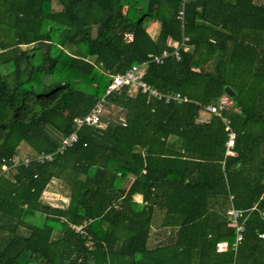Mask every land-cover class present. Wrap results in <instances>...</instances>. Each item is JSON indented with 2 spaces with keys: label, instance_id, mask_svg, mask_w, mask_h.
Returning a JSON list of instances; mask_svg holds the SVG:
<instances>
[{
  "label": "trees",
  "instance_id": "1",
  "mask_svg": "<svg viewBox=\"0 0 264 264\" xmlns=\"http://www.w3.org/2000/svg\"><path fill=\"white\" fill-rule=\"evenodd\" d=\"M56 1L0 0V264H264V0H189L184 21L181 0ZM185 38L177 59L171 42ZM142 64L146 82L190 101L106 95ZM227 86L236 156L220 117L197 122ZM102 99L126 125L103 116L57 152ZM56 178L68 202L44 208ZM156 207L176 239L151 248ZM232 207L244 211L237 247Z\"/></svg>",
  "mask_w": 264,
  "mask_h": 264
},
{
  "label": "built area",
  "instance_id": "2",
  "mask_svg": "<svg viewBox=\"0 0 264 264\" xmlns=\"http://www.w3.org/2000/svg\"><path fill=\"white\" fill-rule=\"evenodd\" d=\"M189 0H181V8L178 12V19L184 21L185 15V6ZM188 38H185L182 43L178 42H171L172 45L176 47L174 51V55L177 59H180L179 48L184 46L188 49L186 44ZM170 53L168 50H165L162 55L154 56L153 59L157 63H162L164 58L169 56ZM146 64L142 65H133L127 71L123 73H117L112 75V81L106 90V95L112 92H119L124 87H129L130 90L132 87H136V91H141L147 94L149 99H157V100H165V102L171 101H179V102H189L190 99L186 95H182L180 92H161L148 82L143 79V75L145 73ZM234 105L233 98L229 96L227 93L222 95L217 101L214 103L208 104L201 110L199 117L197 118V122L199 123H208L212 115H216L220 117L225 124V130L228 133V140L226 143V152L225 155L227 156H236L237 152L235 150V143H236V132L233 130L229 119L226 117L225 112L231 109ZM106 107L104 104V100L102 99L99 101L91 111L84 117H76L74 120L75 123V130L68 136H65L61 141V146L57 152H63L64 149L73 145L79 138H78V130L83 125H91L96 126L99 128H103L105 123L103 122V116L105 113ZM119 121L126 125V118L124 116H120ZM55 153H42L36 156V160L40 162H45L47 160L51 161L54 158ZM31 159L26 157L24 158V163L30 162ZM6 169V166H3ZM243 210H238L232 207L229 211V218L231 221L232 226L236 229V243L237 244L243 239V232L245 229L244 223L240 222V219L243 217ZM73 227L80 231L83 226L82 225H73ZM262 238H264V233L260 234Z\"/></svg>",
  "mask_w": 264,
  "mask_h": 264
},
{
  "label": "crops",
  "instance_id": "3",
  "mask_svg": "<svg viewBox=\"0 0 264 264\" xmlns=\"http://www.w3.org/2000/svg\"><path fill=\"white\" fill-rule=\"evenodd\" d=\"M148 31L153 38H156L160 31V23L158 21L151 22L148 27ZM136 89H137L136 87H132L130 93L135 95L137 93ZM132 179L133 177H130L129 182L128 184H126V186H128L129 183H131ZM134 198L137 202H142L143 200L142 194H136ZM64 199H66V201L65 200L64 201L67 203L68 198L65 197ZM65 202L63 204H59L58 206H62L66 204ZM164 216H165V210L156 207L153 217L151 235L149 239V247L151 248L156 247L159 243H165V242L166 244L172 243L176 239V229L171 227H164L162 225ZM219 249L222 250L223 248L220 247Z\"/></svg>",
  "mask_w": 264,
  "mask_h": 264
},
{
  "label": "rangeland",
  "instance_id": "4",
  "mask_svg": "<svg viewBox=\"0 0 264 264\" xmlns=\"http://www.w3.org/2000/svg\"><path fill=\"white\" fill-rule=\"evenodd\" d=\"M54 8L58 9L60 8V5L57 3L56 0L53 2ZM120 116H124L121 111H119L117 108L112 106H107V109L104 113V118L106 120L111 119H117ZM27 146L22 145L20 148V155L21 157H24L27 153ZM70 191L69 186L64 183L62 179H53L51 183L48 185L47 189L45 190V193H43L42 200L44 203L49 204L50 206H58L59 204H63L66 199H64ZM65 200V201H64ZM66 203V202H65Z\"/></svg>",
  "mask_w": 264,
  "mask_h": 264
},
{
  "label": "water",
  "instance_id": "5",
  "mask_svg": "<svg viewBox=\"0 0 264 264\" xmlns=\"http://www.w3.org/2000/svg\"><path fill=\"white\" fill-rule=\"evenodd\" d=\"M225 93H227L229 96L234 97L235 96V91H233V89L229 86L225 87ZM44 208H49L50 205L44 204L43 205Z\"/></svg>",
  "mask_w": 264,
  "mask_h": 264
}]
</instances>
